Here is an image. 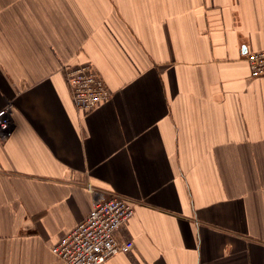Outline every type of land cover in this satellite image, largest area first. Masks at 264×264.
I'll list each match as a JSON object with an SVG mask.
<instances>
[{"label": "crops", "instance_id": "1", "mask_svg": "<svg viewBox=\"0 0 264 264\" xmlns=\"http://www.w3.org/2000/svg\"><path fill=\"white\" fill-rule=\"evenodd\" d=\"M262 49L264 0H0V264H65L97 194L134 206L101 264H264ZM85 64L111 92L88 113Z\"/></svg>", "mask_w": 264, "mask_h": 264}, {"label": "built area", "instance_id": "2", "mask_svg": "<svg viewBox=\"0 0 264 264\" xmlns=\"http://www.w3.org/2000/svg\"><path fill=\"white\" fill-rule=\"evenodd\" d=\"M244 58L251 77L264 76V49L247 52ZM66 77L72 102L80 112H90L111 95L90 65L77 66L67 71ZM11 113L10 103L0 109L2 137L11 133ZM133 213L134 206L127 198L118 194H97L86 217L54 242L50 251L65 264H101L132 248V241L118 240L116 232Z\"/></svg>", "mask_w": 264, "mask_h": 264}]
</instances>
